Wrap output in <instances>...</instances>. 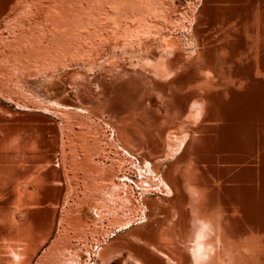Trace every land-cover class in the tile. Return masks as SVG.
Wrapping results in <instances>:
<instances>
[{
	"label": "bare ground",
	"instance_id": "1",
	"mask_svg": "<svg viewBox=\"0 0 264 264\" xmlns=\"http://www.w3.org/2000/svg\"><path fill=\"white\" fill-rule=\"evenodd\" d=\"M0 264H264V0H0Z\"/></svg>",
	"mask_w": 264,
	"mask_h": 264
},
{
	"label": "clouds",
	"instance_id": "2",
	"mask_svg": "<svg viewBox=\"0 0 264 264\" xmlns=\"http://www.w3.org/2000/svg\"><path fill=\"white\" fill-rule=\"evenodd\" d=\"M207 228H210V226L207 225V224H205V223H203V222H201V229H200V231H203L204 229H207Z\"/></svg>",
	"mask_w": 264,
	"mask_h": 264
}]
</instances>
